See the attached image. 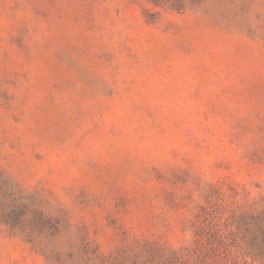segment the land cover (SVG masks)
<instances>
[{"label": "rangeland", "instance_id": "rangeland-1", "mask_svg": "<svg viewBox=\"0 0 264 264\" xmlns=\"http://www.w3.org/2000/svg\"><path fill=\"white\" fill-rule=\"evenodd\" d=\"M0 264H264V0H0Z\"/></svg>", "mask_w": 264, "mask_h": 264}]
</instances>
